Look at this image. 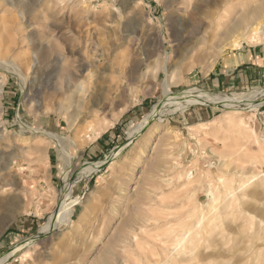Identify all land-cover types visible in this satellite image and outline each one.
Returning a JSON list of instances; mask_svg holds the SVG:
<instances>
[{"label":"rangeland","instance_id":"1","mask_svg":"<svg viewBox=\"0 0 264 264\" xmlns=\"http://www.w3.org/2000/svg\"><path fill=\"white\" fill-rule=\"evenodd\" d=\"M247 7L264 0H0V61L19 73L0 69V257L20 247L6 264H264V74L235 86L217 69L264 47V33L249 31L263 13L226 34ZM80 53L105 70L95 87L125 89L121 103L103 110L92 82L86 93L61 85ZM166 80L174 96L256 94L260 105L163 103V120L131 135L166 99ZM21 121L66 137L73 203L63 200L67 161ZM58 212L67 224L45 231Z\"/></svg>","mask_w":264,"mask_h":264},{"label":"bare ground","instance_id":"2","mask_svg":"<svg viewBox=\"0 0 264 264\" xmlns=\"http://www.w3.org/2000/svg\"><path fill=\"white\" fill-rule=\"evenodd\" d=\"M248 9H249L248 7L247 8H244L241 11V14L239 15L240 17H238L236 20H234L233 23L230 24L226 28V34L227 33H233L235 31L239 30L242 27V25H245L247 23H251V18L255 17V13H257V14L263 13V15H262L263 16V19L260 22L259 21L255 22L256 25H255V23H251V26L253 28L251 30H249V31L251 32V34H255V33H258V32L264 33V7H261L259 9H257V10L255 8L253 14H252V12L248 11ZM251 34L249 36H251ZM85 55H86L85 53H82V54L80 53L77 56H75V58H74V64L75 65H72L71 66L73 68L72 69L70 68V70L69 69H62V73L60 72L62 75L63 74L65 75L64 76L65 77L64 78L65 83H63L64 82V80H63L62 84L61 83L60 84L61 85L65 84L66 90H70V89H73L74 88V90L76 89V91H78V92L79 91L80 92H82V91L85 92V90H86V92L88 90L91 91L90 90V88H92L91 82L93 81V77L95 76L94 75L95 74L94 71H98V75H101L102 73L105 72V70H101V68L98 67L97 65H95L94 63L89 62L85 58L86 57ZM100 66H101V64H100ZM9 68L10 67H9L7 61H0V69H4V70H7L8 69L9 70ZM86 70H88V73H86V75H85L84 72ZM168 71H170V70H168ZM9 72H11L13 75H18L19 76V73L14 68L10 69ZM166 72H167V70H166ZM61 74H60L59 77H63V76H61ZM48 78H50V77H48ZM49 80H51V79H49ZM59 80L60 79H58L57 81H59ZM52 82H54V81H52ZM52 82L47 85V88L46 89L51 90V91H57V90H59V89L62 88L60 86V88L58 89V87H56L55 84L54 85H51V84H53ZM93 82H92V85L94 86ZM170 84H172V83H170L169 81L166 80V84L164 85V87H165L164 88V91H165L164 93L166 94L165 95L166 96V99L164 101H162L161 104H159V105L157 104L156 106H154L153 110L150 113H148L143 118L142 123L136 129H132V131L130 133L131 135L134 134L135 132H139L146 124H148L151 120H153L155 118H159L160 121H162L163 120V117H161L159 114H160V111H161L160 108H161V106H163V103H164V105H165V103H169V102L170 103L171 102L172 103H177L178 107L181 108V107L184 106L182 104V102L185 101V100H188V102H190V103H194V102L195 103H198V102H202L204 100H206L205 102H207V100H208L209 102L210 101H212V102H220L221 104H223V106L225 108H227L228 110L230 109L229 112H239L242 109H244V110L245 109L250 110V109H253V108L257 107L258 105H260V102H255V98H256L255 95L256 94L255 95L254 94L253 95L250 94V95H247V96H235V95L234 96H229V95L221 96L220 95V96H216L215 97V96H212V95H209V94H205V93H202V92H200V93L199 92L198 93H196V92L193 93V91H191V90L189 91L187 89L188 91L179 92L180 93L179 96H174L173 91H171L169 89ZM58 85H59V83H58ZM96 85H97V83H96ZM22 87L24 88V85H22ZM88 87H89V89H88ZM96 87L98 88V86H96ZM96 87L94 86V88H96ZM98 89H102V91H100V93H101V104H102L101 106H102V108L101 107L100 108L103 109V110L105 108H107V107L112 106V105H115V106H116V104L118 105L119 103L122 102V98L125 96V89L124 88L113 87V85H109L107 88H98ZM194 89H196V88H194ZM1 91H2V87H0V97H1ZM68 92L70 93V91H68ZM95 92H98V90L95 91ZM69 93H67L66 100L73 101L72 100L73 99V94H69ZM71 93H72V90H71ZM253 93H254V91H253ZM36 94H38V92ZM248 94H249V92H248ZM63 95L65 96L64 92H63ZM64 99H65V97H64ZM99 102L100 101H98V103ZM178 107H176V108H178ZM67 108L68 107H64L63 104H60V106L58 107V111L60 112V114L61 113L63 114L65 112V109H67ZM178 110H180V109H178ZM174 111H177V109L174 110ZM43 113H48V112L46 110ZM85 113H87V112H85ZM70 117H72V115ZM118 117H119V115H114L112 117V120L107 123V125L105 126V128L110 127V125L112 126L117 121ZM228 119L231 121V119H233V117H231V116L229 117L228 116ZM20 126H22V129L20 131L23 134H26V135L46 136L50 140H53L54 141V143L56 144V147L58 149V156L61 159L67 161L66 168L64 170V173L62 172L63 173V183H64L63 188H62L63 191H64V193H63V200L66 203L67 202L73 203L72 202L73 200L72 201H69V198L72 195V188H73V185L75 184V182L77 181L78 177H76L77 175H74L73 176V179H75L74 182H70L69 181V178L72 175V173L76 170L77 163L75 162V159H74L76 157L70 155L69 154V151H67V145L68 144H66V140H67L66 137L63 136V135H61V134H59V133H55V132L49 131L46 128H44L43 126H38V125L35 126V125L29 124V123H25L23 121H21V125ZM159 127H160V124L159 123L156 124V125H154V127L152 129H150V133L152 135L155 134L157 132V130H158ZM102 129H104V128L101 127L100 130H102ZM0 138H1V135H0ZM24 140H27V139L25 138ZM73 144L76 145V141ZM121 149L122 148H119L118 150H115L113 152V156H117L121 152ZM100 166H101V164H99V163H97V164H88L87 166H85L82 169L81 173L82 174H86V175L92 174V172H95ZM66 203H65V205H66ZM68 206H70V204ZM64 208H66V207H64ZM62 210H65L66 211V209H62ZM70 211H72V210H70ZM70 211H69V214L71 213ZM62 216H63V214L61 215L60 212H58L57 215H56V217H54L53 221L48 226H46L44 228V230L45 231L46 230H55L59 226H62V225L67 224V220L66 221H63V223L59 224V222L62 220ZM19 248L20 247H18L17 249L13 250L12 252H10L9 254H7L6 256L0 257V264H6L8 262V258L10 256H12L13 254H16L18 252Z\"/></svg>","mask_w":264,"mask_h":264},{"label":"crops","instance_id":"3","mask_svg":"<svg viewBox=\"0 0 264 264\" xmlns=\"http://www.w3.org/2000/svg\"><path fill=\"white\" fill-rule=\"evenodd\" d=\"M219 78L222 82L240 86L253 82L257 73L264 74V47L244 48L227 55L224 63L218 66ZM34 219L25 218L22 222L32 225Z\"/></svg>","mask_w":264,"mask_h":264},{"label":"water","instance_id":"4","mask_svg":"<svg viewBox=\"0 0 264 264\" xmlns=\"http://www.w3.org/2000/svg\"><path fill=\"white\" fill-rule=\"evenodd\" d=\"M23 249V248H22Z\"/></svg>","mask_w":264,"mask_h":264}]
</instances>
